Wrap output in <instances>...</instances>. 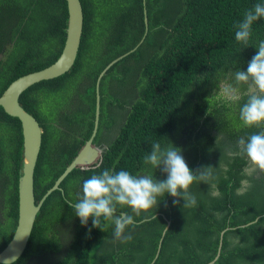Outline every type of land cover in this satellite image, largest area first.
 I'll use <instances>...</instances> for the list:
<instances>
[{
    "label": "trees",
    "instance_id": "obj_1",
    "mask_svg": "<svg viewBox=\"0 0 264 264\" xmlns=\"http://www.w3.org/2000/svg\"><path fill=\"white\" fill-rule=\"evenodd\" d=\"M80 1L84 27L72 68L20 97L43 130L34 176L37 202L93 132L99 73L135 49L100 80L93 141L99 157L78 165L46 198L15 264H205L220 243L212 264H264V172L248 174L250 162L233 154L237 138L257 129L240 125L244 97L229 105L213 95L221 81L231 82L233 61L243 70L255 52L251 45L238 52L233 25L257 0ZM67 18L65 0H0V95L16 78L58 58ZM260 40L264 20L252 25L250 43ZM153 140L179 146L190 169L213 166L215 187L193 182L197 206L191 209L173 206L166 195L156 209L134 216L135 227L126 229L132 238L124 243L112 239L111 225L103 221L101 230L91 228L89 219L87 231L65 201L74 202L82 180L105 168L143 170L162 179L159 169L142 165ZM0 155L2 250L17 225L23 166L21 122L2 107Z\"/></svg>",
    "mask_w": 264,
    "mask_h": 264
},
{
    "label": "clouds",
    "instance_id": "obj_2",
    "mask_svg": "<svg viewBox=\"0 0 264 264\" xmlns=\"http://www.w3.org/2000/svg\"><path fill=\"white\" fill-rule=\"evenodd\" d=\"M257 20H264V0H257L250 9L245 10L242 19L233 25L234 40L241 46L238 52L251 45L255 48L254 54L243 70L236 67L238 61L234 60L231 82L221 81L213 95L217 101L229 105L240 102L244 97L243 102L239 103L238 120L242 127L256 128L257 131L238 137L233 154L243 157L264 172V40L254 45L250 43L252 25ZM240 85H245L246 89L242 91ZM142 165L154 171L159 169L163 178L143 170L130 172L105 168L82 180L76 200L65 201L79 224L87 231L91 228L103 230L99 227L103 221L111 225L112 239L124 243L132 238L126 229L135 227L134 216L140 217L142 213L156 209L164 202L166 195L172 198L173 206L191 209L197 206V197L190 191L193 182L215 187L213 166L202 165L198 169H190L182 149L170 141L166 144L151 141L142 157ZM125 207L128 211L117 214L118 208ZM257 221L255 218L249 223L255 224ZM15 261L16 257H12L0 264H15Z\"/></svg>",
    "mask_w": 264,
    "mask_h": 264
},
{
    "label": "water",
    "instance_id": "obj_3",
    "mask_svg": "<svg viewBox=\"0 0 264 264\" xmlns=\"http://www.w3.org/2000/svg\"><path fill=\"white\" fill-rule=\"evenodd\" d=\"M67 3L66 37L62 51L58 58L50 65L36 71L21 75L13 80L0 95V107L10 116L16 117L21 122L23 134V166L18 184V219L15 231L6 244L0 250V262L16 257V261L24 254L30 240L37 214L46 198L55 190L60 189L61 182L78 165H90L99 157L96 147L93 146L94 137L98 130L100 115L99 83L106 72L129 52L118 56L105 66L97 78V101L94 128L90 138L66 167L63 173L55 180L37 202L34 190V176L39 153L42 146L43 130L39 121L20 102L22 93L30 86L43 80L52 79L65 74L72 68L80 48L84 27V12L80 0H65ZM147 25V16H145ZM147 27V26H146ZM147 31V28H146ZM1 158V155H0ZM168 228L169 220L166 221ZM224 233V231L222 232ZM162 239L160 240L159 249ZM157 251V254L159 252ZM221 243L215 258L205 264H212L220 254ZM15 261V262H16Z\"/></svg>",
    "mask_w": 264,
    "mask_h": 264
},
{
    "label": "flooded vegetation",
    "instance_id": "obj_4",
    "mask_svg": "<svg viewBox=\"0 0 264 264\" xmlns=\"http://www.w3.org/2000/svg\"><path fill=\"white\" fill-rule=\"evenodd\" d=\"M81 150V149H80ZM255 172V176H258L260 174V171L255 168L251 163L249 165V167L247 168V173L251 174ZM248 182L246 180L243 181V185H247ZM244 189H242L240 192H242Z\"/></svg>",
    "mask_w": 264,
    "mask_h": 264
}]
</instances>
